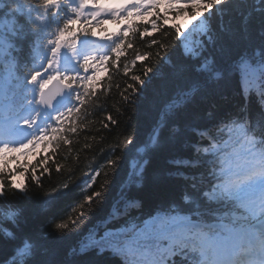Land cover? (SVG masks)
<instances>
[{"label":"trees","instance_id":"trees-1","mask_svg":"<svg viewBox=\"0 0 264 264\" xmlns=\"http://www.w3.org/2000/svg\"><path fill=\"white\" fill-rule=\"evenodd\" d=\"M17 2L33 8L40 6V0H0V24H7L1 25L0 37L9 45L4 56L0 57V118L8 120L19 119L29 114L30 107L34 108V105H25V98L32 99L34 94L30 93L32 86L26 85L24 76L34 66V58L38 64L42 62L39 55L49 52L44 47L48 34L56 30L57 23L62 25L64 18L72 16L66 11L64 0H61L62 10L53 9L52 12H56L53 18L52 12H47L37 20L38 27L26 26L21 34L19 26H14L11 15V9L16 7ZM201 3L199 9L206 6L207 0H201ZM169 7L172 11L166 12ZM177 8L186 11L176 12ZM261 8L264 9V4H260V0H224L222 5L208 9L199 20L192 21L193 8L161 5L145 21H129L126 25H136L128 38L132 48L121 56L115 67H108L107 72L104 71L97 89L99 98L95 101L96 106L87 110L88 114L81 120L77 132L68 134V144L47 146V151L39 146L33 159L22 163L28 165L27 176L19 175L18 181H26L24 194L14 195L9 191L6 198H0V264H12L14 247L25 238L35 240L47 249L42 258H51L52 264H122L119 258L108 253L97 255L95 251L84 255L73 252L69 256V251L78 248L82 237L91 233V229L104 218L114 221L108 231L121 233L130 226H137L138 233L145 232L147 235L121 240L122 243L127 242L129 251L136 249L143 254L137 256L128 253V264H137L155 252L158 246H164L162 237L157 234L161 217L180 218L169 221L167 225V235L174 237L167 241V246L175 244L177 240H196L195 243L199 245L200 236L195 235L203 230L198 229L200 224L219 223L224 229L223 225L233 223L231 217L237 216L239 221H244L233 202L226 206L217 205L208 201L202 192L208 190L210 183L217 182L208 175L210 166L207 160L211 158V153L218 156L242 153L252 147L249 139H254L257 145L261 140L260 135H253L248 129L251 126L254 132L259 133L264 125L261 120L264 115L261 105L264 78L261 74L264 70L256 73L252 67L240 69L244 60L250 64L262 62L259 32L260 27H264V11ZM40 11L44 12V9L40 8ZM157 12L166 19H157L158 27L153 31L151 22ZM204 16L208 18L203 19ZM36 17L32 15L33 19ZM178 17L185 19L181 25H164L167 19ZM198 21H202L204 33L213 38L219 34L221 26L229 32L236 30L237 42L229 56L214 57L203 48L189 51L184 46L175 33L176 27L181 32H187L195 24L192 33L199 36L201 24ZM244 24L248 25L247 33L241 31ZM72 27L80 30L81 40L91 34L90 26L80 20ZM153 37L156 44L152 43ZM138 54L145 59L136 60ZM205 62L216 64V70L211 74L205 72L201 78L200 72ZM126 63L129 65L128 75L124 73ZM145 67L153 69L147 77L143 71ZM177 68H187L190 75L177 79ZM132 75L146 79L147 83L142 88L136 85L140 90L125 101L124 95L128 94L125 88L132 83ZM192 82L202 87L192 93L182 111L170 114L166 126L157 131V124L167 106L177 100L181 91H187ZM109 116L115 118L117 123H110L107 119ZM105 124L108 126L104 127ZM173 128L176 129L174 136L171 132ZM231 131H236L234 140L229 138ZM154 135L162 139L163 144L145 164L146 157L141 149ZM126 138L132 139L133 143L117 147ZM193 145L201 149L199 154ZM204 148H209L210 152H204ZM256 150L259 151V148ZM18 153L13 151L6 161H2L6 165L3 173L6 190L10 187L8 181L13 177L8 172L21 165L8 166L9 161L17 162ZM109 158L118 161L111 170L107 164ZM185 159L191 162L189 166L169 163ZM34 164L35 169L32 168ZM45 167L47 171H44ZM169 172L183 173L186 178L170 176ZM34 173L39 183L32 179ZM92 175L97 177L95 181L90 180ZM65 182L69 183L67 188L46 196ZM90 183L91 187L88 186ZM101 185H106L102 198L79 223L73 225L71 220L78 213L72 209L84 203V196L101 191ZM176 205H179L178 213L167 211ZM13 209L17 212L21 210L16 224L7 218ZM189 221L199 227L191 226L192 231H181L179 226H188ZM64 222L68 223L66 230L56 229V224ZM5 230L12 232L16 239L6 235ZM216 230L210 227L204 233H219L220 230L214 232ZM96 235L95 238L99 239L103 234ZM198 245L189 243L190 248ZM186 262L190 264V261ZM169 264H184L182 255H172Z\"/></svg>","mask_w":264,"mask_h":264},{"label":"snow or ice","instance_id":"snow-or-ice-1","mask_svg":"<svg viewBox=\"0 0 264 264\" xmlns=\"http://www.w3.org/2000/svg\"><path fill=\"white\" fill-rule=\"evenodd\" d=\"M87 2L88 0H79V6L70 9L74 15L64 18L62 25L57 23L56 30L48 34L44 44L49 54L41 57L42 62L38 64L34 58V66L27 70L24 76L26 85L32 86L29 89L30 93L34 94L32 99L25 98V105H35V108L30 107L29 114L14 120L4 129L5 132L15 131L23 133L26 142L25 139H21L14 142L19 145L18 147L10 148L8 141H0V198H6L9 191H12L14 195L26 192V181L17 183L15 180L10 179L8 181L10 187L7 190L5 189L3 173L6 171V165L2 163V154L8 150L24 154L36 146H41L47 151V146L55 145L59 147L61 143L68 144V134L76 133L81 120L88 114L87 110L96 106L95 101L99 98L97 89L102 79L101 68L107 72L108 67H115L121 56L132 48V43L128 38L129 33L133 32L136 27L134 24L125 25L122 29V36L120 33H116L103 37V39L111 41L109 45L110 52L93 54L86 47L87 41L80 39V30L73 29L72 25L77 24L80 20L79 11L85 8ZM223 2L224 0H207L205 7L192 12V18L200 17L203 12L220 6ZM92 3L96 4L97 0H92ZM181 3H190L195 6L198 0H133L132 3L118 9L101 8L99 11L106 12L108 15L118 19L124 13H127L128 16L140 15L148 9H158L161 4L171 6ZM260 4H264V0H260ZM60 6L61 0H40L39 8H33L31 5H23L17 2L16 7L11 9L13 24L14 26H19V31L23 34L26 26L38 27L37 20L40 16L47 12H52L53 9L62 10ZM40 8L44 9V12H41ZM170 11H172L170 7L166 8V12ZM175 11L183 12L186 9L177 8ZM261 11H264V9L261 8ZM33 12L37 13L36 19L32 18ZM52 15L55 16L56 12H52ZM95 15L94 13V20ZM160 18L166 19V17H161L159 12H157L156 18L151 22L153 31L158 27L156 20ZM207 18V16L203 17V19ZM198 23L201 24L199 30L201 34L199 36L196 33H192V28L196 27L195 24L187 32H181V29L176 27L175 33L184 46L189 51H199L203 48L214 57L229 56L233 45L237 42L236 30L229 32L225 27L221 26L219 34L213 38L211 35L204 33L202 21H198ZM145 31L147 32V29ZM241 31L249 32L248 25L244 24ZM189 33H192V35L190 36ZM86 34L87 32H85ZM206 35L208 36L207 39H205ZM259 35L262 42L260 53L262 64H264V27H260ZM152 43L156 44L154 37ZM157 46L166 47V45ZM112 54H115L114 57ZM144 59L143 55L138 54L136 56V60ZM197 63H200V61H197ZM218 63L219 60L217 59L216 64ZM216 64L205 62L202 65L200 77L203 78L205 72L208 74L214 72ZM128 71L129 65L126 63L124 65L125 75H128ZM143 71L145 77H147L153 69L145 67ZM189 75L190 72L187 68H177L176 70L177 79L187 78ZM261 76L264 78V72H262ZM131 81L132 83L127 84L125 88V92L128 93L124 95L125 101H128L131 94L137 93L147 83L146 79H142L138 75H132ZM136 85H139L140 88L136 87ZM201 87V84L192 82L188 86L187 91H181L177 100L167 106L166 111L157 124V131L166 126L167 117L170 114L174 115L182 111L191 99L192 93ZM66 100L71 101V104H64L63 107H60ZM261 105L264 107V92H261ZM107 119L112 124L117 123L116 119L111 116L107 117ZM261 120L264 121V115L261 116ZM107 126V124L104 125V127ZM25 129H31V131L27 132ZM248 131H252L253 135L258 134L261 136L258 145L254 139H249L248 143L252 147L245 152L225 154L223 156H218L215 153L210 154L211 158L207 160V164L210 166L208 175L217 182L210 183L208 190H204L202 195L208 201L221 206H226L229 202H233L245 213H250L253 218L257 216L258 212L260 219L259 231H255L248 225H241L236 228L226 224L223 225L225 234L211 231L200 233V242L195 248H190L188 241L180 240H177L171 246H167V241L174 239L173 236L167 235V225L169 221H176L180 218L178 216L161 217L158 220L159 228L157 234L162 237L164 246H158L155 252L151 253L146 259L139 261L138 264H169L170 257L176 254H181L189 259L190 264H264V125H262L259 133L254 132L251 126H249ZM171 132L174 136L176 129L173 128ZM131 143H133V140L126 138L120 141L117 147H126ZM162 144L163 140L154 135L150 138V142L144 145L141 151L144 152L146 157L145 164L150 162L151 157L161 148ZM193 148L197 154L201 151L197 145H193ZM212 148H215V145H212ZM257 148H259V151L256 150ZM203 151L210 152V149L204 148ZM48 155H51V153H48ZM40 162L37 161V163ZM44 163H47V157H45ZM117 163L118 161L112 158L107 161L110 170L114 169ZM169 163L177 166H189L191 162L185 159L172 160ZM35 167V164L32 165L33 169ZM217 169H219L218 172ZM44 171H47V167L44 168ZM27 172L28 165L21 164L18 168L8 172V175L11 177L18 174L26 177ZM168 175L184 177V174L179 172H169ZM96 178L95 175H92L90 180L95 181ZM32 179L36 180L37 183L40 182L35 173ZM68 186V182L62 183L59 188L47 193L46 196L62 191ZM88 186L91 187V183ZM105 187L106 185H101V191L84 196V203L78 204L72 209L74 213H78L77 217L71 220L73 225L79 223L88 214V211L93 208V205L102 198L103 188ZM192 187L195 188V185ZM182 199H185V197L182 196ZM20 211L17 212L13 209L7 218L16 224V218ZM167 211L178 213L179 205ZM196 215H199V213ZM183 219L186 220L187 217ZM189 223L191 222L189 221ZM16 226L18 227L19 225ZM192 227H199V225H192ZM67 228V222L56 224V229L66 230ZM6 235L16 239L12 232L6 231ZM241 239H248L250 242L256 240L258 243L252 244L246 259L237 260L235 248ZM46 251L47 249L42 248L37 241L25 238L24 241L14 247L12 264H52L51 258L47 260L42 258ZM91 251H95L97 255L108 253L114 258L121 259L122 264H128L127 255L129 249L127 242L122 243L120 234L116 231H105L99 239H96L93 235L88 242L81 243L78 248L71 249L69 256L73 252L77 255H84Z\"/></svg>","mask_w":264,"mask_h":264},{"label":"rangeland","instance_id":"rangeland-1","mask_svg":"<svg viewBox=\"0 0 264 264\" xmlns=\"http://www.w3.org/2000/svg\"><path fill=\"white\" fill-rule=\"evenodd\" d=\"M73 4L78 5L79 6V0H72ZM133 0H113L111 1L110 3H106V2H103L102 0H99L97 1L96 4H93L92 3V0H88L85 8L86 10L84 11L85 8L81 9V11L84 13V15H88L89 16V19L93 22H103V21H106V20H109L111 18H114L113 16L111 15H108L106 12H100L99 9H118L126 4H130L132 3ZM181 4H184L186 6H189V7H193V4H190V3H181ZM198 10L197 8L194 9V11ZM131 11V9H130ZM96 14L95 15V20H94V17H93V14ZM144 13V12H143ZM126 14V13H124ZM142 14L138 15V16H141ZM121 18V16L119 17ZM199 17H197L196 19H198ZM193 19V18H192ZM196 19H193V20H196ZM117 20V18H116ZM183 18H179V19H176L175 21H172V24H180L182 22ZM168 24H171V23H168ZM95 36H99V37H104V36H107V33L105 31H99L95 34ZM29 161V160H28ZM27 161V162H28ZM20 178L18 177H15V181L18 183ZM13 180V179H12ZM259 228H260V222L258 223V230L257 232L259 231ZM254 243H258V241L256 240H253Z\"/></svg>","mask_w":264,"mask_h":264},{"label":"bare ground","instance_id":"bare-ground-1","mask_svg":"<svg viewBox=\"0 0 264 264\" xmlns=\"http://www.w3.org/2000/svg\"><path fill=\"white\" fill-rule=\"evenodd\" d=\"M246 98V97H245ZM237 135H236V131H231L229 133V138H231V140H234V138H236ZM114 218V217H113ZM114 223L113 219H110V218H104L102 221H100L95 227H93L91 229V233H88L87 235L83 236L82 239H81V243L83 242H88L89 239L94 235L95 237L97 236L96 234H103L105 231H108V228L109 227H112V224ZM194 225V224H192ZM191 225V226H192ZM189 226V225H188ZM186 226L185 224H182L179 226V228L181 229V231H184V230H190L191 229V226ZM192 231V230H190ZM139 232V229H134V230H131V231H126L124 233V236L126 237H131V238H141V237H144L146 234L145 232L141 233L140 235H137ZM80 243V241H79ZM135 255V254H133ZM240 260H244L243 258H241ZM182 261L184 264H187L186 261H189V259L185 258L184 256H182ZM138 264V263H137Z\"/></svg>","mask_w":264,"mask_h":264}]
</instances>
